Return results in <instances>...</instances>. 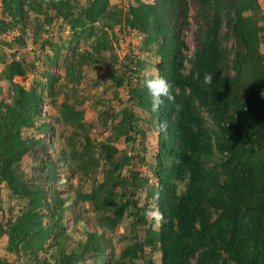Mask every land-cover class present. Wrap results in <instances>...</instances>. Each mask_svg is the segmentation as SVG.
<instances>
[{"label": "trees", "instance_id": "trees-1", "mask_svg": "<svg viewBox=\"0 0 264 264\" xmlns=\"http://www.w3.org/2000/svg\"><path fill=\"white\" fill-rule=\"evenodd\" d=\"M258 1L130 0L123 9L111 5V0H90L84 5L75 0H0L7 18L0 21V33L24 18L28 6L44 16L46 25L61 19L75 40L92 39L91 51L78 54L77 64L107 66L110 80L116 88L127 89L131 104L113 116L119 120L110 135L94 143L93 126L73 104L78 97L68 98L73 103L63 102L47 123L38 108L42 97L37 89L51 95L54 77L26 90L13 80L25 78L28 65L11 53L1 75L9 82L11 99L0 102V217L4 218L0 237L7 236L6 252L15 260L0 256V264H17L21 256L26 264L30 259L33 264H105L112 247L110 235L126 213L131 218L132 241L109 264H156V252L160 264H264V15ZM190 4L195 6L198 26L196 49L188 57L182 36L189 24ZM50 10L53 17L48 15ZM116 27L141 34L143 51L158 59L156 68L170 83L174 97L171 103L162 98L158 111L152 110L143 85L144 63L127 57L129 62L122 63L118 76H113L117 58L103 53L112 51L109 37ZM14 41L24 44L22 37ZM11 44L0 40L2 49ZM53 48L55 62L60 47ZM6 52L0 53L2 62ZM67 66L68 82L78 83ZM206 75L212 76L211 84L205 83ZM105 115L101 113L100 120ZM152 121L158 131L152 164L157 183L145 190L146 201L139 205L137 194L148 179L139 173L127 177L121 173L133 160H144L133 152L146 137L141 124ZM54 123L71 129L69 158L59 157L62 146L44 138ZM24 128L40 137L24 138ZM120 138L127 150L115 146ZM28 153L39 161L31 174L22 168ZM59 168L72 174L81 168L83 175L94 176L91 191L77 197L88 201L98 214L94 226L102 233L87 232L86 240H73L66 232L64 211L75 220L80 213L78 201L65 208L64 197L54 187L59 183ZM99 172L101 180L96 176ZM178 186L183 187L179 192ZM150 202L163 213L157 229L144 216ZM47 245L57 248L52 263L45 257ZM37 252L45 253L44 257Z\"/></svg>", "mask_w": 264, "mask_h": 264}, {"label": "rangeland", "instance_id": "rangeland-1", "mask_svg": "<svg viewBox=\"0 0 264 264\" xmlns=\"http://www.w3.org/2000/svg\"><path fill=\"white\" fill-rule=\"evenodd\" d=\"M79 5H84L90 0H75ZM130 0H111V5L117 6L125 9ZM261 8L262 15H264V0L258 1ZM24 18H22L15 26L3 29L0 33V40L4 43L11 44V47L3 45V49L0 50L7 51L4 55V62L0 60V102L8 103L10 101L11 93L9 82L2 78V72L6 64H9L12 57L11 53H15V57L24 59L28 65V71L25 78L15 77L13 81L23 85L26 90H30L33 87L36 88L35 83H46L48 77H54L55 85L52 94H48L47 90L37 89V92L41 94V103L38 108L47 123L51 122V119L57 116L58 111L61 108L63 102L73 103L69 100V97H78V103H73L76 108L82 109L84 111V120L86 123L91 124L93 128L90 130L91 138L95 141L94 143L102 142L110 135L112 132V127L119 120V117L113 119V116L120 111L124 106H131L127 102V89L116 88L112 80H110L111 71L107 66H91L82 64L80 67L77 64L78 54H84L86 51H91L90 45L93 44L92 39L82 40L81 38L75 40L73 38L72 32L69 30L68 26L61 20L55 19L50 25L44 24V16L38 15L32 10L28 9V6L24 7ZM189 24L183 29V41L186 44V55L191 57L196 49L197 42L196 31H197V16L195 6L190 4L188 12ZM54 12L48 11V15L53 17ZM2 14V8L0 6V21L6 20ZM22 37L24 40L23 45L14 44V40ZM109 43L113 47L112 51L107 50L103 53L107 57L115 55L118 63L112 66L113 76L117 77L120 71V65L122 63H128L129 59L134 61H141L144 63L145 68L142 70L141 75L144 76L146 71H150L152 68H156V63L158 59L151 56L150 53L143 51V36L135 31L127 28L116 27L114 33L109 37ZM60 47V52L57 54V61L53 62L55 49L53 46ZM230 45V44H229ZM228 45V47H229ZM264 53V48H261ZM71 67L73 71L74 78L79 79L78 83H71L66 75L65 66ZM75 65V67H74ZM77 67V69H76ZM115 71V72H114ZM75 90V92H73ZM68 99V100H67ZM80 102V103H79ZM134 111L141 118H146V115L142 114L140 110L134 108ZM106 113L105 119L100 120L101 113ZM102 121V122H101ZM141 128L145 130L146 137L143 141H139L135 144V150L133 153L137 154L140 159L144 157V160H133L129 167H126L122 171V176H130L131 173H139L141 177L148 179V184L145 189L138 192L137 197L139 198V205H144L146 199L145 190L150 186L157 183V178L152 176V164L154 163V158L157 151L158 142V131L157 125L152 121L151 124L142 123ZM33 129L24 128L22 130V136L25 137H40L35 135ZM71 135V129L68 126H64L61 123H54L53 129L50 128L49 132L46 133L44 138L46 141H54L56 144L62 146L61 155L68 157L70 148L68 145L67 138ZM43 138V139H44ZM97 144H95L96 146ZM115 146L120 150H127L128 147L123 142V138H120L115 142ZM35 147L34 150L35 151ZM60 150V149H59ZM32 151V153H33ZM37 151V149H36ZM54 152V151H53ZM52 152V153H53ZM39 158L38 153L35 155ZM55 157V153L53 154ZM33 154H26L22 159V168L31 174L32 167L36 166L39 161H33ZM31 167V168H30ZM59 183L55 184V188L58 189L59 195L64 197V207H70L78 201L77 194L89 193L93 188L94 176L83 175V170L79 168L77 172L72 174L66 168L58 170ZM98 180H101L100 172L96 175ZM183 189L182 186H178V192ZM117 193L121 192V189H115ZM5 192V190H3ZM3 192L1 198H5L6 195ZM123 192V191H122ZM114 203L117 202L118 197H115ZM77 203V202H76ZM78 210L80 216L78 219H73L68 212L64 211L63 223L66 232L75 239L86 240L87 232H97L102 233L103 229L100 227H95L97 213L93 211L92 206L88 201H78ZM155 204L150 202L149 209ZM68 209V208H67ZM14 215L16 211H13ZM44 213H46L44 211ZM1 215V214H0ZM4 218L0 217V223L3 222ZM148 220V219H147ZM153 224V227L157 229L159 226L156 225L154 221L148 220ZM131 218L130 216L124 215L120 220L119 224L116 226L114 232L110 235L112 236L111 243L112 247L108 250V254L105 258V264H109L113 259L120 257L122 250L129 244L132 240L131 233ZM85 233V234H84ZM143 234L141 233V236ZM7 246V236L0 237V256L7 258L9 261H14L15 256L9 255L6 252ZM47 247V255L49 263H52L53 256L57 252V248L53 245ZM148 253V249H146ZM45 253L37 252L38 257H44ZM23 258V259H22ZM156 264H160L161 255L159 252L153 254ZM195 261V258L192 259ZM27 264H33L30 259ZM122 262V260H121ZM92 261H88L87 264H91ZM127 262H124L126 264ZM17 264H26L25 257L21 256L20 261ZM36 264V263H35ZM233 264V263H230Z\"/></svg>", "mask_w": 264, "mask_h": 264}, {"label": "clouds", "instance_id": "clouds-1", "mask_svg": "<svg viewBox=\"0 0 264 264\" xmlns=\"http://www.w3.org/2000/svg\"><path fill=\"white\" fill-rule=\"evenodd\" d=\"M204 80L205 83L211 84L212 76L206 75ZM143 85L146 89L147 96L150 98L153 111L159 110L163 103L162 98L166 97L170 103L174 100V97L171 95V85L165 78L159 75L158 68L154 67L144 73ZM261 96H264V92L261 93ZM144 216L146 219L154 221L157 226L164 220L163 213L155 205L149 210H146Z\"/></svg>", "mask_w": 264, "mask_h": 264}]
</instances>
